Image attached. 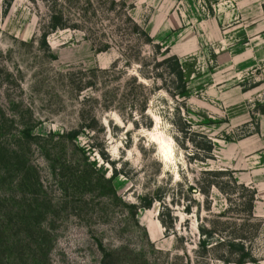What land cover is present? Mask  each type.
<instances>
[{
  "label": "rangeland",
  "instance_id": "1",
  "mask_svg": "<svg viewBox=\"0 0 264 264\" xmlns=\"http://www.w3.org/2000/svg\"><path fill=\"white\" fill-rule=\"evenodd\" d=\"M117 1L0 0V264H264V0Z\"/></svg>",
  "mask_w": 264,
  "mask_h": 264
},
{
  "label": "trees",
  "instance_id": "2",
  "mask_svg": "<svg viewBox=\"0 0 264 264\" xmlns=\"http://www.w3.org/2000/svg\"><path fill=\"white\" fill-rule=\"evenodd\" d=\"M100 3H102L104 5H107V9L106 11H112V12H116L118 13V10L117 7L118 5L121 3L117 0H105V2H103V0H98ZM122 6H124L125 4L121 3ZM125 20L124 22H122V25H129L130 26V31L129 32H133L136 37H139L140 39H142L141 37L144 38V40L142 39V41L146 44H151L150 42V38L148 36V34L143 30L141 29L133 20L132 18L129 16V14L125 11H122L121 14ZM104 18H102V20H106V21H109L110 19L109 18H106V16H103ZM62 27V26H61ZM118 30V29H116ZM173 60V67H172V73H173V76L175 77V79H177L178 81H182V79L184 78V68L179 64V61L177 58L175 57H172L171 58ZM136 81V80H135ZM204 137V136H203ZM207 143V146L206 148L203 150L204 153L208 154L210 156L212 150H213V146L210 142V140H207L206 141ZM200 153L198 152V154H193V156H199ZM255 192H251V204H253L255 202ZM227 242V246H228V249H229V252L230 253H237V258L236 260H234L233 263L235 264H244L246 262H252V263H255V258L252 257V256H249V254L247 253H244V252H241L242 250V244H240L239 241H235L234 239H228V240H222L221 243H226ZM225 263H230L228 262L227 260L224 261Z\"/></svg>",
  "mask_w": 264,
  "mask_h": 264
},
{
  "label": "bare ground",
  "instance_id": "3",
  "mask_svg": "<svg viewBox=\"0 0 264 264\" xmlns=\"http://www.w3.org/2000/svg\"><path fill=\"white\" fill-rule=\"evenodd\" d=\"M157 140H158L159 145L161 147L160 150L162 151L164 158L168 160L172 154V150H171L170 145L167 142L162 141L161 139H157Z\"/></svg>",
  "mask_w": 264,
  "mask_h": 264
}]
</instances>
